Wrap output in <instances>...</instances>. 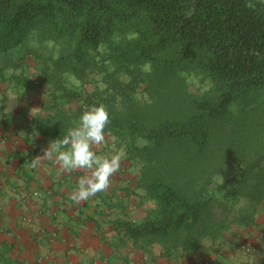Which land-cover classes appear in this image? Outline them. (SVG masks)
Here are the masks:
<instances>
[{"label": "trees", "instance_id": "obj_1", "mask_svg": "<svg viewBox=\"0 0 264 264\" xmlns=\"http://www.w3.org/2000/svg\"><path fill=\"white\" fill-rule=\"evenodd\" d=\"M30 56L43 58L36 91L45 85L48 95L35 130L62 140L103 106L105 135L140 166L131 193L154 207L141 221L114 220L117 234L187 256L255 224L264 211V0H0V83L35 87ZM92 75L104 89L68 85L67 76L81 86ZM188 75L209 89L190 92ZM231 113L240 126L217 141Z\"/></svg>", "mask_w": 264, "mask_h": 264}, {"label": "crops", "instance_id": "obj_2", "mask_svg": "<svg viewBox=\"0 0 264 264\" xmlns=\"http://www.w3.org/2000/svg\"><path fill=\"white\" fill-rule=\"evenodd\" d=\"M11 124L5 119L0 125V245L19 264H264V211L254 225L235 229L222 241L207 239L192 255L167 253L158 244L143 251L112 230L114 220L140 197L131 193L135 175L129 169L116 172L107 190L76 204L71 195L90 171L62 170L55 155L44 157L49 137L31 122ZM107 151L94 152L110 159ZM27 217L34 226L26 224Z\"/></svg>", "mask_w": 264, "mask_h": 264}, {"label": "rangeland", "instance_id": "obj_3", "mask_svg": "<svg viewBox=\"0 0 264 264\" xmlns=\"http://www.w3.org/2000/svg\"><path fill=\"white\" fill-rule=\"evenodd\" d=\"M52 47L53 44L47 42L46 46L44 45V47L41 48L42 56H48L50 54L53 55L56 52V50L52 49ZM50 51L52 53H50ZM41 63H44L43 58L37 59L34 56H30L28 58V66L25 69L26 76L29 79H32V83L36 84L35 87L33 85H30L28 87L25 84L22 85V87H20L18 85H15V81L0 83V125L4 122L5 116H8L6 117V120L11 122L12 124L13 122H16V124L22 123L21 125H24L25 123H30L31 118L41 112L40 108L42 107V103L45 102L48 98V95L44 91V89H46L45 85H42L43 88L41 89L40 93L36 91V87L38 88L39 84H41L42 81V75L40 73V70H38L40 68L39 65L41 66ZM19 72L20 71H17L16 73ZM10 73L12 72H9V74ZM90 79L92 80L90 84L80 86V83L73 76H67L68 85L69 86L75 85L73 89H77L81 93H84V91L87 88L89 91L93 90L96 84L98 89L100 90L104 89L105 86L100 81L99 75H92L90 76ZM187 83H188L189 91L196 94H202L210 87V83L208 81L201 80L200 77H196L193 75L187 76ZM139 97L142 96L139 95ZM28 102H31L30 106H28ZM74 105H75L74 103H65L64 105L65 111L67 110V112H69L68 108ZM251 109L252 106H247L246 111L250 112ZM20 110H22L21 113H19ZM237 115L238 114L236 113H231L230 116L224 121V123L219 125L217 132L215 133V138L217 141H219V139L223 136V134H226L227 132L232 130V125L237 122L238 119ZM235 125L240 126V124H235ZM78 126H79V122L75 125V128ZM218 133L220 134L219 136ZM103 143H105L108 146V148L104 145L102 146V144H99L98 146H93V151L97 153L100 152L106 153V149H107L108 150L107 153H112L113 155L120 153L121 154L120 163H121V167H123L124 169L120 167L118 173L119 174L127 173L128 172L127 170L129 169V172L133 173L136 178L140 171V166L134 165L133 167L130 165L128 161L124 159V155H125L124 150L117 149V146L115 144V139L113 137H109L108 135H106ZM94 148L96 149L94 150ZM234 168H235V163H233L232 161V163L228 164L229 176L233 174ZM140 201L141 200L137 198L135 203L131 204V206L129 207V211L126 213V215L134 221H141L142 219H144L149 214V211L154 207V204L151 201H147L146 204L144 205H141ZM1 229L2 230L4 229L2 224H0V233H1ZM0 241L2 240L0 239ZM2 260L16 261L15 258L11 259L10 256L7 255V251H5V247L4 246L1 247L0 245V264H2L1 262Z\"/></svg>", "mask_w": 264, "mask_h": 264}, {"label": "clouds", "instance_id": "obj_4", "mask_svg": "<svg viewBox=\"0 0 264 264\" xmlns=\"http://www.w3.org/2000/svg\"><path fill=\"white\" fill-rule=\"evenodd\" d=\"M110 120L109 113L103 106L86 110L79 120V126L69 129L62 140L50 143L44 157L51 159L55 155L60 168L71 172L76 169L90 171V176L79 180L78 190H74L71 199L79 204L94 197L110 187V178L121 167V154L110 159L100 158L93 151L94 145L105 140V128Z\"/></svg>", "mask_w": 264, "mask_h": 264}]
</instances>
